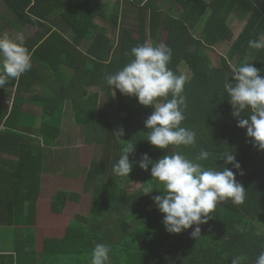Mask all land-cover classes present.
<instances>
[{
    "label": "trees",
    "instance_id": "16d2710c",
    "mask_svg": "<svg viewBox=\"0 0 264 264\" xmlns=\"http://www.w3.org/2000/svg\"><path fill=\"white\" fill-rule=\"evenodd\" d=\"M0 1L16 16L13 27L25 31L32 26L37 30L26 43L32 67L21 75L20 89L24 84L34 86L35 80L41 79L39 72L57 80L60 86L57 91H50L48 87L47 96L39 103L43 107L37 131L41 142L45 146H55L61 139L63 118H59L61 113L58 110H64L66 103L71 101L78 128L87 136H99L105 145V151L94 162L86 184L95 194L90 216L81 218L89 227L81 226L79 219L75 222L79 225L68 233L67 238L73 239L75 244L78 242L75 249L79 252L74 251V254L88 256L87 261H82L91 264L95 244L105 243L112 249L111 264H231V260L241 254L247 258L245 264H254L259 253L264 251V151L253 147L246 129L237 127L223 84L231 76L230 66H239L246 59L264 75V48L250 49L248 44L250 40L264 37V0H185L182 16L154 9L150 21L147 20L150 7L146 6V9H140V39L125 29L117 56L111 54L108 29L96 24L95 20L100 14L118 31L120 7L114 8L111 14V9L106 4L100 5L99 0ZM246 11L252 14L248 26L223 58V67L213 68L210 52L215 51L219 43L234 39L229 16L233 12L241 15ZM59 16L64 21L58 25L56 19ZM164 30L168 32L164 44L172 50L168 67L176 75H181L179 65L185 63L193 74L191 80L186 79L182 93L186 119L181 126L196 133V143L169 145L163 150L147 141L150 130L146 129L144 121L154 109L140 105L134 96H125L119 90L111 89L106 76L116 73L133 59V47L148 42L149 38L161 39ZM65 31L72 33V38ZM88 40H92V46L84 52L81 46ZM16 85L17 79L13 83L14 87ZM95 86H100L101 90L90 94L89 88ZM101 92H105L109 107L102 105ZM159 102L165 101L161 98ZM22 105L24 103L19 101L12 112L0 111V126L11 128ZM249 114L250 110L242 113ZM121 128L124 135L118 138L113 132ZM31 140L35 139L26 136L27 144ZM2 141L4 138L0 137V146L4 145ZM127 144L135 146L134 152L129 154L133 169L129 177L114 175L113 165ZM201 150H207L210 156L206 161L197 162L206 169L216 170H222L224 166L223 154L233 152L241 165V170H232L236 172L237 182L245 188L244 202L235 204L227 200L218 204L208 223L200 225L199 238L190 235L191 228L180 234H170L162 222L164 214L153 201L154 196L163 194L160 192L164 191L163 184L152 178L151 165L145 171L137 162L145 153L154 161L177 152L195 160ZM42 155L27 150V186L30 189L40 186V180L35 182L34 173L35 164L44 158ZM228 167L231 169L232 165ZM123 178L142 179L141 189L128 194L121 183ZM149 185L154 191L144 194L143 188ZM76 196L79 195L60 191L54 205L62 212L68 200Z\"/></svg>",
    "mask_w": 264,
    "mask_h": 264
},
{
    "label": "clouds",
    "instance_id": "9594fccd",
    "mask_svg": "<svg viewBox=\"0 0 264 264\" xmlns=\"http://www.w3.org/2000/svg\"><path fill=\"white\" fill-rule=\"evenodd\" d=\"M250 49L264 48V37L248 42ZM133 59L122 69L106 76L107 85L119 90L122 95L136 97L138 103L152 107V114L144 121L150 130L147 141L159 148L169 145L190 146L196 143V133L182 125L186 119L185 97L182 95L186 76L176 75L168 64L172 50L161 43L157 46L145 42L131 49ZM32 67L31 53L26 47L22 33L14 38L8 33L0 35V88L10 79H18ZM231 80L228 78L223 88L233 108L232 115L237 119V127L246 129V136L251 138L253 147L264 151V75L252 62L246 61L232 65ZM115 94V93H114ZM171 96V99H167ZM163 98L165 102H159ZM250 110L249 115H242ZM247 116V118H241ZM118 138L124 135L123 129L113 132ZM135 146L125 145L118 161L113 165V174L128 176L134 164L129 161V154ZM210 153L201 150L195 160L180 153L164 155L152 160L147 153L137 162L139 167L163 184L162 195L153 197V201L162 214L163 224L170 234H180L193 229L191 236L199 238L200 225L208 223L217 205L231 200L235 204L244 202L245 188L236 180V172L241 170L240 163L233 152H226L222 170L205 168L197 161L208 160ZM228 165H232L230 169ZM240 174H243L242 171ZM152 187L143 188L144 194H151ZM195 227L193 228V226ZM110 245L97 243L91 252V264H111ZM244 254L235 256L231 264H245ZM254 264H264V251L256 257Z\"/></svg>",
    "mask_w": 264,
    "mask_h": 264
},
{
    "label": "crops",
    "instance_id": "0c3cea01",
    "mask_svg": "<svg viewBox=\"0 0 264 264\" xmlns=\"http://www.w3.org/2000/svg\"><path fill=\"white\" fill-rule=\"evenodd\" d=\"M99 4H106L112 13L114 8L120 7V17L124 7L132 15L138 11L141 16L140 9L149 6L148 21L154 9L164 10L174 16H182L185 11V0H99ZM251 16L249 11L241 15L233 12L228 23L234 31L235 24L242 22L244 31ZM98 17L102 15H97L95 21ZM20 78L15 87V79H10L0 88V111L12 112L19 101L24 103L11 128L0 126V137L4 138V145L0 146V264H83L82 260L87 261L89 257L75 255L74 251L79 252L75 249L78 242L75 244L73 239L67 237L69 231L79 225L75 223L79 219L81 226L89 227L81 218H88L91 208L83 209L85 199L82 198L88 195L72 191L69 185L73 181L69 175L74 168L87 170L81 161L83 148L91 147L90 138L78 128L75 107L69 101L64 110H58L61 113L59 118H63L61 139L55 146H45L37 132L43 114V107L39 103L47 96V88L57 91L59 83L49 84L37 79L34 86L24 84L20 89ZM42 90L44 94H40ZM26 136L35 140L27 144ZM27 150L29 153L31 150L37 151L41 156L44 154V158L41 157L35 164V182L40 180L38 189L27 186ZM63 182L65 184L61 186ZM60 191L79 195L68 200L62 212L54 205Z\"/></svg>",
    "mask_w": 264,
    "mask_h": 264
},
{
    "label": "rangeland",
    "instance_id": "374dc122",
    "mask_svg": "<svg viewBox=\"0 0 264 264\" xmlns=\"http://www.w3.org/2000/svg\"><path fill=\"white\" fill-rule=\"evenodd\" d=\"M207 2H209V0H207ZM133 9V8H132ZM112 14V12H111ZM59 15V14H58ZM179 15V13H178ZM16 16L11 12V10L0 1V25H2L1 30H0V35H3L5 33H8L10 36H12L13 38L19 34L22 33L25 37V43H28L33 36L36 33L35 28H33L32 26H28L27 29L25 31H19L17 30V28L14 26L13 27V22H14V18ZM121 18V25L118 28L119 30H115V27L109 22L103 20L102 17H98L96 24H98L99 26H106L105 28H107V35L108 38L110 40V49H111V54L113 56H117L119 55L120 51H121V47H122V35L124 30L128 29L130 31H132V33L134 34L136 39H140V26H141V16L139 14L138 11H134V14L132 15L129 11L126 10V8L124 7L123 9V13H122V17ZM58 25L61 24L64 19L63 17H60L56 19ZM122 26V28H121ZM244 29L243 23L242 22H237V24H235L234 26V39L233 40H229L227 42L224 43H219L215 49V51L210 52V56H211V64L213 68H222L223 67V58L225 56L228 55V53L230 52V50L233 48L235 42L238 40L239 35L242 33ZM67 34H69V38H72V33H70L69 31H65ZM161 39H157V40H153L151 38L148 39L149 44H151L152 46H157L161 43H165V39L167 38L168 32L166 30H164ZM92 46V40H88L85 41L82 46L81 49L84 52H88V50L90 49V47ZM179 70L181 72V74L186 76V79L189 81L191 80V78L193 77V74L191 72V70L189 69V67L185 64L182 63L181 65H179ZM39 75L41 76V79L38 81H45L47 83H52L54 82V84L57 83V80H54L52 78H49L45 75L42 74V72H39ZM37 81V79H36ZM59 87H57L58 89ZM60 89V88H59ZM100 86H95V87H90L89 91L90 94H94L96 92H99ZM40 94H44L43 90ZM105 92H101V103L102 105L106 108L109 107V103L106 99V96L104 95ZM116 97H114V99L116 100ZM70 104V103H68ZM114 105L117 106V102H114ZM89 141H91L92 143H90V146H87L85 148H83V155L82 158L83 160L81 161L85 167L87 168L86 171L81 170L80 168H74L73 170H71V173L69 175L70 178H72L73 183L70 186V188L72 189V191L75 192H83L84 194H87L88 196L86 198H82L85 199L83 201V209L85 210H89L92 207V202L94 200V191L92 190V188L89 190L86 187L87 184V180H88V176H89V172L91 171L92 167L94 166V162H96V160L100 159L101 154L103 153V151H105V145L103 143V141L100 139L99 136H89ZM99 139V140H98ZM80 171H82V173H80ZM68 178V179H70ZM122 186H124L126 192L128 194H133L136 191H139L142 187V179L138 178V179H134V180H130L127 178H123L121 180ZM64 182L61 183V186H64ZM88 185V184H87ZM118 230V228H116ZM116 229H114V232L116 231Z\"/></svg>",
    "mask_w": 264,
    "mask_h": 264
}]
</instances>
